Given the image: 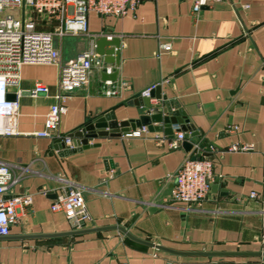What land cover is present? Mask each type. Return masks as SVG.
<instances>
[{
  "label": "crops",
  "instance_id": "1",
  "mask_svg": "<svg viewBox=\"0 0 264 264\" xmlns=\"http://www.w3.org/2000/svg\"><path fill=\"white\" fill-rule=\"evenodd\" d=\"M16 9V17H32L40 29L55 23L43 21L29 6ZM88 28L90 35H68L58 43L62 60L94 47L100 35L117 36L119 61L111 63L110 72L117 75L110 81L129 87L104 94L108 85L93 67L88 82L64 100L60 132H73L108 110L118 121L149 113L126 101L160 84L161 94L179 104L199 132L188 140L214 147L211 183L218 187L199 205L167 203L172 176L188 153L169 146L175 128L172 135L147 129L141 136H97L88 148L60 155L53 139L35 135L50 105L58 102V67L25 63L18 84L8 88L19 101V134L0 136V163L12 174L6 195L27 192L32 202L20 211L9 237L0 239V264H264L263 256L172 255L117 230L14 237L69 230V220L50 206L61 187L73 183L82 189L92 218L87 226L120 224L139 238L178 250H264V202L249 197L251 191L264 196V0H222L205 6L197 19L191 0L144 1L120 18L92 12ZM163 42L171 50L158 56ZM36 82L49 91L31 94ZM235 142L251 143L253 149L228 150Z\"/></svg>",
  "mask_w": 264,
  "mask_h": 264
},
{
  "label": "built area",
  "instance_id": "2",
  "mask_svg": "<svg viewBox=\"0 0 264 264\" xmlns=\"http://www.w3.org/2000/svg\"><path fill=\"white\" fill-rule=\"evenodd\" d=\"M144 1L155 0H0V136L19 134L17 129L19 101L8 98V88L17 85L20 79V68L25 63H52L58 67V102L50 105L45 114L44 126L35 132L36 136L59 139L66 148H72L74 141L68 134L59 130L61 116L67 107L64 100L76 89L88 82L89 72L93 67L110 73L111 63L105 62L94 47L79 55L62 60L58 43L63 37L71 35H90L88 16L95 13L100 17H123L129 11H135ZM222 0H191V15L197 19L202 9L210 4ZM31 10L43 21L52 24L51 29H40L32 17H16L5 13L8 8H24ZM108 38L111 35H107ZM167 42L160 43L156 55L170 51ZM108 85L103 91L106 95H114L120 88H128L127 82L122 81L113 85L110 80H105ZM151 85L140 94L149 95ZM49 87L36 82L30 89L33 95L47 93ZM19 93V92H18ZM147 132L146 126L137 127L125 133L126 137L141 136ZM185 139L183 131H177L171 138L169 146L178 148ZM201 143L192 142V148L185 159L174 172L173 186L167 203L170 205H183L191 207L199 205L206 200L211 191L212 169L214 161L209 153L214 147L208 145L200 147ZM230 151H250L251 143L235 142L228 148ZM12 181V174L8 165L0 163V236L10 234L13 225L20 222V211L32 202L29 193H19L7 196V190ZM250 198H257L264 202V196L255 191L249 193ZM51 210L62 212L69 219H74L84 226L91 221L87 211L82 189L67 183L52 199ZM264 229V215H263ZM264 244V231L261 234Z\"/></svg>",
  "mask_w": 264,
  "mask_h": 264
},
{
  "label": "water",
  "instance_id": "3",
  "mask_svg": "<svg viewBox=\"0 0 264 264\" xmlns=\"http://www.w3.org/2000/svg\"><path fill=\"white\" fill-rule=\"evenodd\" d=\"M120 45L119 37L107 35H100L94 40V50L103 57V60L108 63L118 64L119 55L118 49ZM117 72L112 73L101 72V79L114 81L116 79ZM8 98L11 96L8 94ZM151 98L158 100V107H153L150 101ZM127 104H134L136 106H145L149 110V113L141 114L136 119L120 120L115 118L112 110L105 111L93 118L87 119L79 129L69 132L68 135L73 138L74 146L72 148H66L63 142L59 139L54 140V148L58 150L60 155L69 154L81 150L82 148H88V140L97 136H110L119 137L123 133H127L137 127L146 126L150 131H163L167 135H172L173 128L176 131H183L185 139L182 141L181 146L189 152L192 148V142L188 140L189 137H194L199 134L194 125L189 122L186 117L184 109L176 102L169 100L166 95L161 94V85L155 84L150 89L149 95L132 97L126 101ZM158 123V124H153ZM223 133L221 132L220 135ZM200 147H204L200 144ZM223 189L222 194L227 192L223 188V184H219ZM218 187L217 181L211 183V191H216ZM70 229L56 232H42V233H25L14 236L16 238L26 239H40V238H60L71 237L75 235H82L93 232H102L109 230H117L122 233L126 238L143 244L145 246L153 247L157 250L177 255V256H263L264 250H178L171 247L164 246L146 239L139 238L132 234L126 227L120 224H110L102 226H84L82 223L78 224L74 219H69ZM9 236H0L6 238Z\"/></svg>",
  "mask_w": 264,
  "mask_h": 264
},
{
  "label": "rangeland",
  "instance_id": "4",
  "mask_svg": "<svg viewBox=\"0 0 264 264\" xmlns=\"http://www.w3.org/2000/svg\"><path fill=\"white\" fill-rule=\"evenodd\" d=\"M4 12L5 13H10V14H12L14 16L17 15V9L16 8H8V9L4 10Z\"/></svg>",
  "mask_w": 264,
  "mask_h": 264
}]
</instances>
